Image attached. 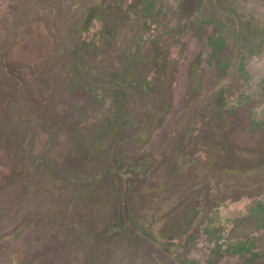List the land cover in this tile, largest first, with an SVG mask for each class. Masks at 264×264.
Wrapping results in <instances>:
<instances>
[{
  "label": "rangeland",
  "instance_id": "374dc122",
  "mask_svg": "<svg viewBox=\"0 0 264 264\" xmlns=\"http://www.w3.org/2000/svg\"><path fill=\"white\" fill-rule=\"evenodd\" d=\"M0 264H264V0H0Z\"/></svg>",
  "mask_w": 264,
  "mask_h": 264
}]
</instances>
